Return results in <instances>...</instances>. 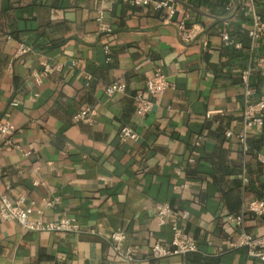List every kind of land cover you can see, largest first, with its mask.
Segmentation results:
<instances>
[{
    "label": "crops",
    "instance_id": "crops-1",
    "mask_svg": "<svg viewBox=\"0 0 264 264\" xmlns=\"http://www.w3.org/2000/svg\"><path fill=\"white\" fill-rule=\"evenodd\" d=\"M161 1L135 9L117 0H0V123L16 129L12 146L0 140V196L25 198L32 221L79 227L26 232L0 217V264H262L233 245L242 233L264 237V217L246 212L264 200V128L250 133L247 149L238 140L246 72L252 101L264 96V33L251 41L252 15L237 0H174L172 20L156 10ZM100 10L110 32L100 29ZM257 14L264 21V0ZM181 23L195 43L181 41ZM223 34L242 49L227 47ZM21 47L34 53L16 59ZM44 62L60 70L38 82ZM157 72L171 88L149 97ZM114 84H125L126 95L108 97ZM137 93L155 105L145 118ZM86 109L94 123H76ZM123 127L138 140L122 144ZM157 204L187 215L178 225L196 253L152 258V247L173 237L170 222L157 221ZM120 229L127 240L116 250Z\"/></svg>",
    "mask_w": 264,
    "mask_h": 264
},
{
    "label": "built area",
    "instance_id": "built-area-1",
    "mask_svg": "<svg viewBox=\"0 0 264 264\" xmlns=\"http://www.w3.org/2000/svg\"><path fill=\"white\" fill-rule=\"evenodd\" d=\"M102 1V0H99ZM116 1V0H113ZM128 4L130 7L139 9L147 8L152 2L151 0H117ZM259 0H237L236 9L240 13H251L253 18V26L251 31L248 33V37L253 43L258 41L264 33V21L257 14V3ZM155 8L158 11H165L168 20H172L176 13L177 8L174 0H163L155 3ZM232 5L228 7V11L232 12ZM104 13L102 10L99 11V18L97 20L100 29L103 32H110V27L104 22ZM181 41L184 44H193L197 41V34L193 31H188L186 24L181 23L178 27ZM222 40L227 47H234L237 50L242 49V45L231 40L228 34L222 35ZM206 47L207 45L204 44ZM33 50L27 47H21L16 55V59L26 57L33 54ZM42 75H35V78L40 82L42 76H48L53 70H60L57 66H52L48 62L42 64ZM258 68L264 77V61L258 63ZM249 72H246L243 77V82L246 86V107L242 113V127L243 134L238 137L240 144L247 149L246 142L251 132L264 128V96L256 102L252 101V97L255 95L248 85ZM171 88L169 80L162 75L160 72L154 74L153 77L148 79L146 83V93L149 97H158L163 95L166 91ZM108 97H114L116 95H126L127 86L125 84H114L107 87L105 91ZM134 101L137 106V115L141 118H145L150 115L154 108V103L146 98L143 93H137L134 95ZM95 112L86 109L80 112L74 117L76 123H84L92 125L95 119ZM15 127L9 121L0 123V140L4 141L7 146H12L13 137L15 134ZM227 138L233 136L232 133L226 134ZM138 140V136L129 127H123L120 131V142L127 144ZM258 164L264 171V156L259 155L257 158ZM2 174L0 172V178ZM0 204V217L6 221H14L18 223L26 232H44V233H77L78 225L71 222L68 219H62L53 223H43L41 221H32L29 217V212L25 208L26 199L20 198L16 202H12L6 195H1ZM156 217L160 226L164 227L171 224L173 233L172 242L170 246H164L159 243L155 244L151 249L152 258L156 260H167L176 257H186L189 254L196 253L198 251L197 245L193 238L187 235L178 225V220H185L186 214L179 215L172 207L168 204H157L156 205ZM246 212L255 218L264 217V200H257L250 203L246 209ZM174 220V221H173ZM238 227L243 224V217H238L234 220ZM127 235L124 230H118L112 235V242L116 245V250L126 242ZM235 249H245L251 259H255L260 263L264 264V237H255L242 233L238 240L234 243ZM133 254L130 250L128 257ZM57 264H68L65 261H59Z\"/></svg>",
    "mask_w": 264,
    "mask_h": 264
}]
</instances>
